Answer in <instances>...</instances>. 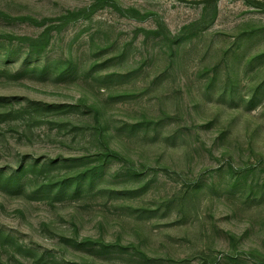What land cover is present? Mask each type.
<instances>
[{"label": "rangeland", "instance_id": "1", "mask_svg": "<svg viewBox=\"0 0 264 264\" xmlns=\"http://www.w3.org/2000/svg\"><path fill=\"white\" fill-rule=\"evenodd\" d=\"M0 175V264H264V0H0Z\"/></svg>", "mask_w": 264, "mask_h": 264}, {"label": "trees", "instance_id": "2", "mask_svg": "<svg viewBox=\"0 0 264 264\" xmlns=\"http://www.w3.org/2000/svg\"><path fill=\"white\" fill-rule=\"evenodd\" d=\"M25 40H27L28 42H30V44H29V46H30L29 50H32V49H35L36 48V49H39V51H43V50H46L47 49L48 44H49V39L46 37V34L44 35V37H40L38 39L30 40V39L25 38ZM38 53H40V52H38ZM72 63L73 62H69L68 65L70 66V64H72ZM43 68H44L43 69V72H44V70L47 69V67H43ZM107 151H108L107 154H106L107 157L114 155V154L111 153V150L110 149H108ZM91 174L94 175L95 172H92ZM90 176L92 177V175H90ZM0 177H1V175H0ZM9 178H10V181L11 182H14V183H12L13 186H14V185H17L18 184V182H19V180H20L21 177L18 176L16 178H14V175H13L12 177H9ZM73 182L74 181L72 180V183ZM64 186H66V182H65V185ZM64 186H62V187H64Z\"/></svg>", "mask_w": 264, "mask_h": 264}]
</instances>
